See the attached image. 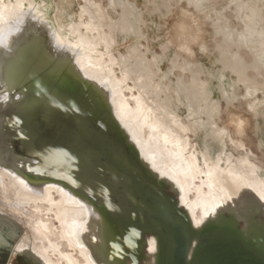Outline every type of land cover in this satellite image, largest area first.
<instances>
[{"label":"rangeland","instance_id":"1","mask_svg":"<svg viewBox=\"0 0 264 264\" xmlns=\"http://www.w3.org/2000/svg\"><path fill=\"white\" fill-rule=\"evenodd\" d=\"M35 3L37 10H34L33 16L44 14L48 21L57 24V34H63L61 36L65 39L68 38L65 34L67 29H71L70 32L73 30L72 25L76 23L74 27L80 28L81 31H77L79 36L88 39L79 46L83 71L89 74L90 69L93 76L109 71L112 80H101V83L109 91L116 117L129 129L141 153L152 160L154 170L171 181L179 193L180 202L179 186L182 184L185 189L188 188L187 202L193 204L197 216L202 214L203 199L208 203L211 200L216 202L219 192L225 189L221 187L222 183H231L228 177L231 173L248 179L264 177V58L262 60L257 55L260 44L258 39L252 44L247 26L251 25L249 16L255 8L256 21L253 24L264 30V0H35ZM24 4L26 8L29 6L28 1ZM243 32L248 40L241 38ZM86 54L92 56L87 57ZM199 82L201 87L196 86ZM198 94H202L199 95L202 98ZM232 94L237 99L232 98ZM191 95L195 99L197 96L198 100L193 102ZM255 98L257 104L251 106ZM1 135L4 136L0 130ZM231 152H234L236 160L241 159L243 169L246 167L244 170L241 163L238 166L232 164L235 159ZM181 160L189 161L188 167L184 168ZM251 163L256 164L253 165L255 168L250 166ZM222 177L226 180L223 181ZM4 183L6 181L0 182V223L18 231V243L24 238L25 244H32L40 253L60 264H69L66 258L71 255L80 264L85 263L84 251L62 230L65 214L68 211L73 213L75 209L72 208L81 205L66 203L61 190L47 184L34 191L33 196L25 197L23 202L28 200L30 203L23 205L24 210L20 209L18 213L5 205ZM214 185L216 187L213 188ZM212 192L218 196L212 195ZM8 196L13 198V192ZM38 198L44 199L41 202ZM96 204L102 207L99 202ZM32 208L35 214L31 212ZM16 215L23 217L20 223H15L17 228L9 217L16 218ZM45 221L48 223L45 224ZM42 223L49 225L43 227ZM42 228L44 230L40 232ZM53 237H56L55 240ZM49 242L53 244L49 246ZM52 246L59 249V253ZM68 250L71 253L66 252ZM50 251H55L56 255ZM60 256L66 258L62 260Z\"/></svg>","mask_w":264,"mask_h":264},{"label":"water","instance_id":"2","mask_svg":"<svg viewBox=\"0 0 264 264\" xmlns=\"http://www.w3.org/2000/svg\"><path fill=\"white\" fill-rule=\"evenodd\" d=\"M53 24L47 36L31 39L33 48L17 51L12 86L22 95L0 110V146L34 160L30 173L69 176L78 194L99 202L122 245L133 243L126 248L132 264L149 258L148 237L158 241L156 264H264V239L236 211L226 209L237 223L233 215H211L195 225L171 181L154 170L116 117L109 91L82 73L69 48L53 44ZM135 243L141 246L136 261Z\"/></svg>","mask_w":264,"mask_h":264},{"label":"bare ground","instance_id":"3","mask_svg":"<svg viewBox=\"0 0 264 264\" xmlns=\"http://www.w3.org/2000/svg\"><path fill=\"white\" fill-rule=\"evenodd\" d=\"M25 1L29 2V4H28L29 6L27 8L24 6V5H26V4H24ZM36 6L37 5L35 3V0H14V1L13 0H0V110L1 111L4 110L5 107L8 105L7 104V100L15 101V100H17V98H21V95H22L20 90L15 89V91H14L13 86H12L13 85L12 83H14L12 81L14 76H12L13 69H11V66L13 65L12 66V68H13L14 65H15V64H13L14 61H17L16 59H18L17 58L18 57V55H17L18 52L17 51H19V53L21 54L22 50H23V49L21 50V48H24L25 45H28L27 47H29V48L30 47L33 48V46H35V44H31V41H32L31 39L35 40V39L40 38L41 36L45 37V36H47V31H49L47 24L50 25L51 22L48 21L46 16H43L44 14H42V16H40V17H34V16L35 15H41V14H35L33 16L34 10H37ZM256 11L257 10L255 8H253L252 14L249 16L251 25L249 26L247 24V26L250 29V39H251V42H252L253 45L256 42V40L258 39V43L260 44L261 47L258 45L259 50L257 51L258 52L257 55L260 57V59L263 60V58H264V30H263V28H258L255 24H253L256 21V15H255ZM53 25L55 26V31L53 33V38H54L53 44L56 43L55 45H57V47L63 48V50L69 48L74 53L76 64L82 70V73H84L85 76H87L90 80L98 81L100 83V85H102L101 80H105V81L108 80V79L112 80L111 76L108 74V72H109L108 70H105V72L100 73L101 75H98L99 73L95 74L96 76H93L94 73H91L92 70H90V69L89 70L87 69L89 71V74L88 73L85 74V72L83 71V68L81 66L82 64L80 65V61H79V59L82 57V54H80V51H79V46L82 43L84 44L85 42H87L88 39L84 40V37L79 36L80 33L78 34L77 31H81V30H80V28L74 27L76 25V23L71 26L73 28V30L71 32H70L71 29H67L68 32L65 33V34L67 35L68 38H66V39L61 36L63 34H61V35L57 34V32H58L57 29H56L57 24L54 23ZM240 36H241V38L243 40H248V36H246L244 34V32L241 33ZM83 50H85V49H83ZM255 52H256V50H255ZM86 56L88 57V56H92V55L91 54H86ZM19 64H20V61H19ZM19 64H16V66L17 65L19 66ZM10 69H11V72H10ZM14 73H16V71ZM102 86L106 89V87L104 85H102ZM196 86L201 87V83L200 82L197 83ZM202 86H204L205 88L207 87V85L203 84V83H202ZM12 90H13V92H12ZM107 91H108V89H107ZM190 91H192V90H190ZM193 93L194 92H192V94ZM196 93H195V95H196ZM199 95H202V94H198V97H201ZM206 96L204 97L205 99H207ZM232 96H233L232 98H234V99L236 98L237 99L235 94L234 95L232 94ZM191 97H192V95L190 96V99H191ZM193 97H192L191 100H193V102H195L194 100H196L198 97L196 96V99H195V97L193 99ZM229 97H230L229 99L231 100L232 98H231L230 95H229ZM201 98L199 99V102H200ZM191 100H190V103H191ZM256 101L257 100L255 98L254 101L252 103H250V105L251 106L256 105L257 104ZM199 102H198V104H199ZM228 102L230 103V101H228ZM159 103H160V101L157 103V105ZM260 103H262V101H260ZM117 104H118V101H117ZM191 106H192V103H191ZM157 107H159V106H157ZM161 108H163V107H161ZM198 109H200V108H198ZM118 112H119V110H118ZM149 113H152V112H149ZM200 113H201V111H200ZM128 115H129V112H128ZM122 116H124V115H122ZM171 124H172V121H171ZM154 127L156 128L157 126H154ZM173 127H175V126H173ZM206 127H207L206 129H208V126H206ZM177 130H179L178 127H177ZM150 135H151V132H150ZM212 138H213V134H212ZM17 139H20V137L17 138ZM143 139H144V137H143ZM11 144H14V143L12 142ZM192 147H193V145H192ZM12 150H13L12 147L10 148L9 146H7V147L0 146V182L6 181V183H4V185H3V192H4V199L7 202L5 204V205H7V208L10 207L11 209H13L14 211H17V212L20 211V209L24 210V209H22L23 205H25V204H27L29 202L28 200H26L27 203L25 202V200H24L25 203L23 202V199L25 197L33 196L34 195L33 194L34 191H39L45 185L52 184L53 186H55V187L59 188V190H61L62 194L65 196L64 200L66 201V203L71 204V205H75V206L76 205H81L79 207L72 208V209H75V211L73 213H71V211L67 210L68 212L64 216L63 229L62 230H63V233L68 236V238H70L72 240H75L77 242L78 246L84 251V256L83 257H85L86 261L83 264H132L131 259H128L127 255H126V253L128 252V251H126V248H127V246L129 247V245L132 242L127 241V243H125V246H124V244L122 245V241L124 239L122 237V241H121L120 237L117 235V231L113 228L112 220L110 219L109 214L107 213V211H104V208L99 207L97 204H94L93 202H91L92 200H90V199H88L86 197H83L82 194H78L77 190L79 189V186L77 184H74V183L72 184L73 180L69 176H64V175H61V174H57L53 170H49V169H46L44 171L42 169H40L38 176H37V174L35 175L34 173H30L28 171L29 170L28 162L29 163H33L34 160L31 161V160H26V159L25 160L24 159H20V156L15 155L14 151H12ZM188 150H190V149H188ZM242 151H243V149H242ZM247 151H248V149H247ZM227 153L229 154V152H227ZM233 153L231 152L230 155L231 154L233 155ZM218 154H220V151L218 152ZM228 154H227V157L229 156ZM241 154L242 153L240 152V155ZM157 155H161V153H157ZM220 155H217V156H220ZM223 155H225V154H223ZM243 155H244V153H243ZM246 155H248V154H246ZM231 157L232 156H230V158ZM233 157H234V155H233ZM187 158H189V156ZM193 158H195V157H193ZM234 159L236 160V156L234 157ZM235 160L232 162V164L234 163L235 166H238L239 163H241L240 164L241 167H242V165H244V164H242L241 159H237L236 161ZM247 160H249V159H247ZM151 162H152V160H151ZM180 162L184 164L183 165L184 168H186V165L188 167L189 161L181 160ZM253 165H256V164H252L250 166L252 167ZM261 166L262 165H260L259 167L261 168ZM152 167H155V166H152ZM253 167L255 168V166H253ZM36 168H37V165H36ZM242 169H243V167H242ZM222 170H220V171H222ZM251 170H254V169H251ZM37 171H38V168H37ZM196 171L193 174H195ZM245 172H248V171H245ZM254 173H256V172H254ZM181 176L182 175H180V177ZM228 177L231 178L230 179L231 183H228V184L227 183L226 184L222 183V186H221L222 188L223 187L225 188L223 190L224 191L226 190V193L225 192L222 193L223 190H221V192H219L220 196L215 195L214 192L211 193L212 195L214 194V196H216V197L218 196L217 199H216V202L211 200V202L208 203L207 201H205V199H203V201L201 203L204 206L202 208L201 216H197L198 214L197 215L195 214L194 209H193L194 208L193 204H189L187 202V195H186L187 191L186 190H188V188L185 189L182 186V184L179 186V190L181 192V202L180 203L181 204H185V206H186L187 210L189 211V213H190V215H191V217L193 219V222L195 223L196 226H199V225L203 224V222L206 221L207 219H209L211 215H216L217 219L218 218L222 219L223 216L233 215V214H230V213L226 212V209H228V210H231V211H236L241 218L246 220V223H247L248 227L251 226L252 229L255 231V233H257L258 237L264 239V177H262V178L253 177L255 179H252V178L248 179L247 177L240 176L238 173H236V174L235 173H231ZM190 178H191V176L189 177V179ZM182 179H183V177H182ZM186 179H188V178H186ZM186 179H184V180H186ZM201 180H202V178H201ZM224 180H226V179L223 178V181ZM216 182L214 181V184ZM205 184H206V182H205ZM6 185L8 186L7 187V190H8L7 192L4 191V188H5ZM185 185H186V183H185ZM215 185H217V184H215ZM215 185L212 186V187L213 188L216 187ZM9 190H10V192L11 191L13 192V198L8 196V195H10ZM44 192H45V190H44ZM201 192H203V191H201ZM57 193L59 194L58 191H57ZM196 193H198V192H196ZM53 195L54 194H52V198H54ZM194 195H195V193H194ZM32 198H30L29 200L31 201ZM47 198H45V199H47ZM50 198H51V196H50ZM56 198H59V197L57 196ZM191 198L193 199V197H191ZM200 198L201 197L199 196V200H200ZM12 199H14V200L11 201ZM33 199H35V198H33ZM38 199H37V201H38ZM42 199H44V198H40L39 201L42 202ZM33 201H34V204H35V200H33ZM29 203H28V205H29ZM60 204L62 205V202ZM60 204H59V207H61ZM242 204L244 205V207L242 206ZM195 205H197V202H196ZM50 206H52V205H50ZM35 207H37V206H35ZM33 208L31 209V212L34 213L35 210ZM11 209H10V211H12ZM49 209H50V207H49ZM53 209H55V207H53ZM53 209H52V212H53ZM25 210H26V208H25ZM32 210H34V211H32ZM26 211L28 212V210H26ZM14 213L17 214L16 212H14ZM51 213H50V216H51ZM53 213H55V212H53ZM37 216H39V215H37ZM9 217H10V220H11L12 224L15 225L16 228H17V226H16L15 223H20L21 220L23 219L22 216L19 217L17 215H16V218H15V216L14 217L9 216ZM52 217H51V220H52ZM231 218H232L231 219L232 221L237 223L234 215L231 216ZM54 219H53V221H54ZM58 219L60 220V218H58ZM55 221H57V220H55ZM38 222L41 223V221H38ZM45 222H46L45 224L48 223V221H45ZM1 223H3V222H1ZM26 223H28V222L26 221ZM21 224L23 225V223H21ZM60 224H61V222H60ZM24 225H23V227H25ZM41 225L43 227L46 226V225L44 226L43 223ZM37 226H39V224ZM48 228L50 229V227H48ZM37 229H39V228L37 227ZM49 229H46V230H49ZM52 229H54V228H52ZM41 230H44V228L40 229V232H42ZM27 231H29V230H27ZM35 231H37V230H35ZM22 232H24V231H22ZM30 232H31V230H30ZM44 232H46V231H44ZM59 232H60V230H59ZM27 233H29V232H26V234ZM52 235H53V233H52ZM48 237L51 238V236H48ZM61 237H63V236H61ZM18 238H20V237H18ZM55 238H54V240H55ZM128 238L129 237L127 236V239ZM33 239H34V236H33ZM37 239H39V238L37 237ZM37 239H35V240H37ZM23 240H24V238L22 239V241L20 240L21 242H19V243L16 241L18 244L17 243L14 244L13 250L22 251V252L25 251V252L31 253L34 256L39 257L43 264H60V263L54 261L52 259V257H48L47 255H45L43 253H40L36 249V247L33 246L32 244H29V243L25 244V242H24L25 240L24 241ZM40 240H41V238H40ZM57 240H58V238H57ZM23 242H24V244H23ZM31 242H32V240H31ZM60 242H62V240ZM42 243H44V242L42 241ZM50 243L51 242H49V246H51L53 244V243H51V245H50ZM146 243H147L148 248H146V244H145V252H146L145 254H147V252H148V256L150 258L148 264H156L157 255H158V252H159L158 241H157V239L155 237H148ZM42 245L43 244H41V246ZM38 246H39V244H38ZM54 246L56 247L57 245H54ZM59 246H61V245H59ZM71 246H72V244H71ZM134 246H135V249H134L133 252H134V255H135L134 259L136 261L138 259L137 257H139V250L138 249H140L141 246H140L139 243H135ZM43 247H42V249L44 250L45 247L44 248ZM47 247H48V245H47ZM63 247H64V245H63ZM68 247H70V246H68ZM57 248H58V246H57ZM75 248L76 247H74V249ZM147 249H148V251H147ZM54 250L58 251L59 249L56 250V248H54ZM47 251H48V248H47ZM52 251H50L51 254H53L55 252L54 251L52 253ZM66 252L71 253L69 250L66 251ZM76 252H77V250H76ZM58 253H59V251H58ZM72 253H73V251H72ZM61 254H62V252H61ZM55 255L56 254L54 253V256ZM63 255H65V254L63 253ZM66 255H68V254H66ZM71 256H74V255H71ZM71 256H67V258L65 256H60V258L62 257V260H64L66 258L67 259L66 261L69 264H80L78 262V260H76L75 258H73ZM63 257H65V258H63ZM62 260L60 259V261H62ZM81 260H82V258H81ZM37 262H38V259H37Z\"/></svg>","mask_w":264,"mask_h":264},{"label":"flooded vegetation","instance_id":"4","mask_svg":"<svg viewBox=\"0 0 264 264\" xmlns=\"http://www.w3.org/2000/svg\"><path fill=\"white\" fill-rule=\"evenodd\" d=\"M17 233L12 227L0 223V264H43L31 253L13 250Z\"/></svg>","mask_w":264,"mask_h":264}]
</instances>
